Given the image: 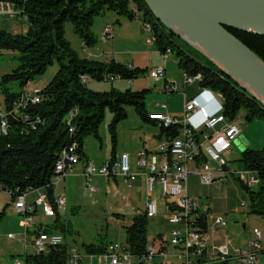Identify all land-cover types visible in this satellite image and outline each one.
I'll list each match as a JSON object with an SVG mask.
<instances>
[{
  "label": "trees",
  "instance_id": "trees-1",
  "mask_svg": "<svg viewBox=\"0 0 264 264\" xmlns=\"http://www.w3.org/2000/svg\"><path fill=\"white\" fill-rule=\"evenodd\" d=\"M0 1L15 4L21 11L22 19L29 24L26 32L22 33L12 34L0 29V50H14L19 53L18 67L3 75L0 81L6 107L11 110L13 105L14 109L17 96L29 82L33 83L54 62L59 65L54 78L41 89V102H29L17 110L16 116L8 115L10 130L7 135L0 134V189L11 193L12 202L18 195L35 189H47L53 196L55 189L52 182L60 155L75 144V152L80 160L87 158L84 141L89 135L101 140L99 128L107 109L113 116L109 124L113 140L112 153L116 149L117 125L128 116L126 106H135L141 118L148 121L146 98L151 92L150 88L120 90L112 87L108 91H96L86 83L90 79L101 81L116 76L131 81L146 75L148 70L132 68L115 59L101 61L82 56L66 38L67 21L72 23L75 33L81 37L84 45L90 48L95 47L98 41L92 30L94 20L107 11H115L120 16L139 18L150 23L157 38V48L162 55L166 51L177 52L178 67L190 75H200V87L220 95L224 114L229 119L241 114V109L244 108L246 122H264V104L245 92L232 77L225 75L206 56L168 30L156 19L144 0ZM227 29L264 60V35L230 27ZM14 82L18 83L20 92L7 87ZM180 132V125H161L158 137L165 135L167 138H174ZM201 160L207 161L208 158L204 155ZM238 161L260 179L256 187H249L241 181L248 195V202H244L248 207V214L264 218V149L246 148ZM8 205L10 204L0 212V218L5 214ZM57 211L55 228L70 231L59 210ZM39 213L42 214L41 209L35 211V214ZM150 219L145 214H135L132 223L126 226L125 242L118 243L135 256L145 254L151 241L148 238ZM207 222L206 218L199 221L204 233L208 231ZM49 226L46 231L52 232L54 227ZM103 246L104 243L84 244L85 250L90 253L101 252ZM68 256L69 247L64 244L47 253H27L25 262L68 264ZM201 264H234V259L203 258Z\"/></svg>",
  "mask_w": 264,
  "mask_h": 264
},
{
  "label": "built area",
  "instance_id": "built-area-1",
  "mask_svg": "<svg viewBox=\"0 0 264 264\" xmlns=\"http://www.w3.org/2000/svg\"><path fill=\"white\" fill-rule=\"evenodd\" d=\"M5 8L11 18L21 13L15 4L0 1V14ZM141 23L143 31L147 34V42L156 44L154 30L148 27L146 21L141 20ZM110 29L111 27L106 28L108 32L106 34H109ZM171 55L172 52L166 51L163 57L167 60ZM175 62L178 64V59ZM128 65L134 67L132 64ZM148 77L155 81L166 78L165 67L151 69ZM110 79L115 80L120 77ZM201 80L200 76L183 72L182 82L168 80L159 90L183 94L184 114L171 115L165 111L167 104H161L159 105L161 109L149 113L148 119L159 122L165 127L180 125L181 132L174 138L166 137L157 151H152L148 145L140 149L137 152L138 172L132 170L128 153H116L99 169L89 163L84 174L89 183L87 190L90 193L96 192L92 184V176L95 174L105 176L107 179L121 177L128 188L134 187L139 177L143 178L146 186L145 207L143 210L138 208L136 214L155 218L162 207L164 211L162 216L169 225L173 226V229L168 233L156 234L148 244L145 254L141 256L131 254L118 242L104 244L103 250L99 253H84L77 246H70L68 264H84L85 260L89 261L88 264H94L95 258H99V264H201L203 258L208 260L233 258L234 264H257L258 257L264 253L263 232L255 228L252 239L245 249H231L230 238L225 245L210 244L207 233H204L199 226L202 218L208 221L210 204L188 193V180L191 175L199 176L204 185H210L226 176L237 177L249 187H256L260 183V179L253 171L246 168L241 170L235 165L230 167L231 164L226 156L241 135L240 125L244 122L242 113L229 119L224 114L221 101L219 102L213 94L214 91L208 88H202L197 97L186 98L184 86L194 82L199 83ZM41 89L29 82L17 96L14 109L13 105L9 110L5 103L0 104V134L7 135L10 130L8 115L16 116L17 110L25 107L29 102L33 104L41 102ZM201 96H207L211 103L217 104L218 111L211 112L207 104L201 103ZM76 148L73 144L69 150H64L60 155L52 182L55 189L53 196L47 189H35L18 195L14 201L16 212L23 218L24 230L18 235L11 233L9 237L22 240L25 243L26 254L47 253L65 244V236L61 232H47L49 224L40 222L35 211L41 209L43 216L55 220L57 210L63 209L66 205L65 195L58 193L56 189L69 174L74 172L75 165L80 162L75 152ZM204 155L207 156V161L201 160ZM191 163H194L195 167L191 168ZM31 194H35V197L29 202ZM159 194L162 196L163 205H160ZM212 220V225L225 226L227 223L223 216H215ZM207 224L209 227V222ZM29 248L33 250L29 252ZM15 264H26V262L16 260Z\"/></svg>",
  "mask_w": 264,
  "mask_h": 264
},
{
  "label": "rangeland",
  "instance_id": "rangeland-1",
  "mask_svg": "<svg viewBox=\"0 0 264 264\" xmlns=\"http://www.w3.org/2000/svg\"><path fill=\"white\" fill-rule=\"evenodd\" d=\"M6 9L7 8L1 12L3 15H0V29L12 34L26 32L29 26L28 22L22 19L20 15L11 18ZM106 14L108 13L106 12ZM104 15L95 18L92 30L96 26L98 27V30L103 29L99 18L104 17ZM97 20L99 21L96 24ZM65 31L66 38L70 41L72 47L78 52H82V50L84 52V47L82 45L83 41L81 37L75 33L71 22L67 21L65 23ZM95 35L98 40L95 46H98L103 40L102 35ZM81 55L84 56L85 52ZM18 56L19 53L17 51L6 49L0 50V81L3 75L13 72V70L18 67ZM170 58L175 60V58H177V52H174ZM174 63L169 65L170 68L180 72L181 69L178 67V64ZM58 69V63L54 62L48 67L44 74L36 77L33 81V85H38L41 88H44L54 78ZM140 78L137 82L125 79L122 81L118 79H116V81L110 79L101 81L90 79L89 81H86V83L89 88L96 91H108L112 87H116L120 90H125L127 88L133 90H137L136 88H140L139 90L150 88L151 92L148 93L146 98V107L148 109H154L157 104H167L168 107L165 109L167 113L169 112L172 115L184 113V102L180 93H166L159 91L160 88L163 87L164 78L159 82H155L152 78L146 77V75ZM144 78H146V80ZM147 82L149 83V86H146ZM7 87L12 91H21V88L16 82L9 84ZM213 94L218 100H221V97L217 93L213 92ZM3 103H5L4 94L0 86V104ZM159 105L156 108L161 109ZM126 112L128 116L118 123L116 128V151L119 153H122L123 151L133 153L140 145L143 146V144L144 146L147 144L152 151H157L158 149H155L157 147L159 148V145L166 140L165 135H162L161 138L158 137L161 133V127L143 120L133 105L126 106ZM241 113L245 120L246 111L244 108L241 109ZM112 118V112L107 109L104 121L99 128L101 140L93 135H89L84 141L85 151L89 154L90 161L95 164L97 169L109 159L111 154L113 140L112 133L109 130V124L112 121ZM152 140L155 142L154 146L157 143L154 148H150L149 141ZM231 157L235 164L239 165L240 162L238 161V158H234L235 156H230V158ZM86 163L87 161L83 159L76 164V172L69 174L63 182L65 189L63 188V185L56 189L58 193L63 192L66 195L67 204L63 207L61 214L65 226L69 227L70 231H62L59 227L55 228L54 221L50 218L46 219V221L49 222L46 224H49V227H54L52 232H61L65 236V240L69 246H77L81 250L85 248L84 244L100 245L102 243L107 244L110 242H125L126 226L132 223L137 208L140 207V209L143 210L145 207V203L143 202L144 186L137 185L136 189H131L124 184L123 179L120 177L117 179H107L105 176L95 174L92 176V184L97 191L95 193L86 194L85 190L89 183L84 173L82 174V170L85 168L84 166ZM209 163L214 164L212 161H209ZM190 167H195V164L191 163ZM239 168L242 170L244 167L239 165ZM235 181H230V193L228 197H226V200L224 198L225 194H223V198L219 199V202L223 207L228 203L230 214H235L232 207H235V211L241 210L244 214L242 217H229V215L223 214L224 219L227 221L226 226L229 231V236L234 240V245L240 246V243L246 239V234L250 235L252 231V226L250 225H247V230L244 228L246 223V221H244V216L249 215L253 218L257 215L247 214V206L243 205L242 202L248 200L247 193L245 189H243L241 181L238 179ZM189 184L191 185L190 187L205 195L198 194L196 198H200L204 201H207V199L212 200L213 192L210 185L202 184L199 176L191 175ZM237 190L241 191V196L237 193ZM161 197L162 196L159 194L160 205H163ZM30 198H32V195ZM7 204L10 205L6 208L5 215L3 214L0 218V264H15L16 260L24 261L26 256V250L20 244L19 239H11L9 237L10 233L19 234L17 229L19 228L18 223L20 219L13 215L14 213L12 210L14 208V203L11 201V195L5 190L0 189V212L3 211ZM163 212L162 207H160L158 216L150 219L148 230L149 239H152L156 234L161 232L168 233L173 228V226L163 220ZM117 214H120V216L118 217ZM211 214H214L213 211ZM242 232L244 234H242ZM31 250L33 249H28L29 252ZM260 262L261 264H264V256L260 258ZM84 264H88L86 260L84 261ZM94 264H99V258L94 259Z\"/></svg>",
  "mask_w": 264,
  "mask_h": 264
},
{
  "label": "crops",
  "instance_id": "crops-1",
  "mask_svg": "<svg viewBox=\"0 0 264 264\" xmlns=\"http://www.w3.org/2000/svg\"><path fill=\"white\" fill-rule=\"evenodd\" d=\"M107 13L108 14L105 13L104 17L99 18L101 21L103 29L98 30L97 26L93 28L95 34H99V36L102 35L103 40L98 44V46H95L93 48L86 47L83 43L82 45L84 47V52H85L84 56L85 57H88L90 59H96V60L100 59L101 61H105V60H109V59H115L116 61L124 63V64H132L134 66V68L136 67V68H140V69H147L148 71L146 73V77H148V73L151 69L164 66L166 69V78H164V80H163V87L165 86V84L168 80H179L180 82H182L184 71L180 70V72H177L173 68L171 69L169 66L171 63H174L176 58H175V60L171 59L170 58L172 56L171 55L167 60H165L162 53L157 48V45L156 44H149L147 42V34L143 31L142 23H141V20L139 18L130 19L128 17L118 15L115 11L114 12H108L107 11ZM0 15H3V14H0ZM98 21L99 20H97L96 24L98 23ZM107 27H111L109 34H106V33H108V32H106ZM101 44H102V46H101ZM84 52L82 50V52L80 51L79 53L83 54ZM140 79L138 78V79H135L134 81L137 82ZM144 79L146 80V78H144ZM118 80L122 81L123 79H118ZM115 81H116V79H115ZM159 81H155V82H159ZM146 86H149L148 82L146 83ZM37 87H40V86L37 85ZM163 87H161L160 89H162ZM184 87H185L184 91L186 93L187 99H191V98L199 96V93L202 91V87H200L198 82H194V83H191L189 85H185ZM136 89L139 90L140 88H136ZM143 89H146V88H143ZM181 96L183 97V102L185 103L184 95L181 94ZM200 101L202 104H207V106L211 112H217L218 111V105L213 103V102L211 103V101L209 100V98L207 96H201ZM218 101L220 102L221 100L219 99ZM158 105L159 104L155 105V108ZM155 108L154 109H148L146 107L147 114L153 113V112L159 110V108H156V109ZM183 111H184V107H183ZM169 114H171V113H169ZM182 114H184V113H182ZM182 114H179L178 116H180ZM174 116H176V115H174ZM147 122H150L153 125H158L161 127V124L159 122L154 121V120L148 119ZM240 128L242 130L240 137L237 139V141L233 145V148L231 150H229L226 154L227 157L229 156L228 160L231 164L230 167L235 165L238 169H240L239 168L240 164L239 165L235 164L234 160H232L233 158L232 157L230 158V156H235L234 158L237 157L239 159L241 157L242 151L246 148H252L255 150L264 149V122L263 121L254 120L252 122H245V120H244V122L240 125ZM165 138H166V136H165ZM154 143L155 142L153 140L149 141L150 148H154L157 145V143H156V145L154 146ZM145 145H147V144H145ZM143 147H144V144H143V146L140 145L139 148L136 151H134L133 153H129L127 151L122 152V153H128L130 155L131 167H132V170L135 172H138L137 152L140 149H142ZM157 148L155 150H157ZM84 151H85V148H84ZM87 151H88V149H87ZM116 153H119L118 151H116V149H115V153H112V150H111V154H110L109 158L113 154H116ZM86 155H87V158H85V160L87 161V163L84 166L85 168H83V170H82V174L83 173L85 174L87 165L89 163H92L90 161L89 154L87 152H86ZM92 164L95 165L94 163H92ZM75 172H76V169L74 167L73 173H75ZM190 178H191V176L189 177V180H188V193L192 197L196 198L198 196V194H203V193L198 192L194 188L190 187L191 186L189 184ZM114 179H117V178H114ZM234 179L236 180V178H234V177L232 178V176H226V177H224L220 180H217L216 182L210 184L211 190L213 192V197H212V200L207 199V201H206L210 204V207H211L210 212L212 213V211H213V213H214V214L210 213L208 215L209 227H208V231H207V237H208V242L210 244L225 245L228 238L232 239L229 236V231H228L227 226H226L227 223L225 226L212 225V222H213L212 218L213 217L224 216L223 214L229 215V217H242L244 215L241 212V210L235 211L234 210L235 207L234 208L232 207V210L235 214H230L229 208H228V203L226 204L225 207H223L221 205V203L219 202V199L223 198L222 197L223 194H225V196H224L225 200H226V197H228V195L230 193V181H232V180L235 181ZM63 182L61 183V185H59V187L63 185ZM137 185L138 186H141V185L144 186L143 202L145 203L146 186H145L144 179L139 177L137 183L131 189H136ZM63 188L65 189V185H63ZM85 193L86 194L90 193V192H88L87 188L85 190ZM237 193L240 196L242 195L240 190H237ZM60 194L65 195V193H63V192ZM31 195H32V198L29 197L30 198L29 202L33 201V198L35 197V194H31ZM65 197H66V195H65ZM242 202H248V200L242 201ZM66 204H67V199H66ZM138 208H140V207H138ZM246 211L248 214V207H247ZM5 212H6V210H5ZM12 212L14 213L13 214L14 217H17L18 219H20V221L18 223L19 228L17 229V232L20 234L24 230L23 218L21 215H19L16 212L15 205H14ZM59 213L62 217V214H61L62 209L59 210ZM37 219L40 222L49 223L46 221V219H48V218H46L45 216H43L40 213L37 214ZM51 220L54 221L53 219H51ZM163 220H164V218H163ZM244 221H246V223L244 225V228H246V230H247V225L252 226V231L250 229L251 234L250 235L246 234V239H244L240 243V246L234 245V240H232V243L230 244L231 249H233V248L234 249L235 248H242V249L247 248L250 240L252 239L251 238V236H253L252 232L255 228H259L264 234V218H262L260 216H256V217L251 218L249 215H247V216H244ZM248 231H249V228H248ZM161 233H163V232H161ZM161 233H158V234H161ZM14 234H16V233H14ZM242 234H244V233L242 232ZM11 239H13V238H11ZM15 239H19V238H15ZM19 241H20V244L22 245V247L25 248V243L20 239H19ZM65 244H67L66 240H65ZM104 244H106V243H104ZM67 246L70 247L68 244H67ZM82 250L81 251L84 253L88 252L85 250V248ZM17 252H18V250H17ZM263 256H264V253H262L258 257L257 264H261L260 258ZM86 262L89 263L88 260H86Z\"/></svg>",
  "mask_w": 264,
  "mask_h": 264
},
{
  "label": "water",
  "instance_id": "water-1",
  "mask_svg": "<svg viewBox=\"0 0 264 264\" xmlns=\"http://www.w3.org/2000/svg\"><path fill=\"white\" fill-rule=\"evenodd\" d=\"M144 1L168 30L264 103V60L227 29L264 35V0Z\"/></svg>",
  "mask_w": 264,
  "mask_h": 264
},
{
  "label": "bare ground",
  "instance_id": "bare-ground-1",
  "mask_svg": "<svg viewBox=\"0 0 264 264\" xmlns=\"http://www.w3.org/2000/svg\"><path fill=\"white\" fill-rule=\"evenodd\" d=\"M146 24L148 25V27H149L151 30H153V29H152L153 26H151L150 23H147V22H146ZM197 76H200V75H197ZM200 77H201V76H200ZM263 104H264V103H263Z\"/></svg>",
  "mask_w": 264,
  "mask_h": 264
}]
</instances>
